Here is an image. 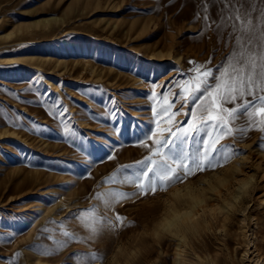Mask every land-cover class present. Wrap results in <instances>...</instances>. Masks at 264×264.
<instances>
[{
	"label": "rangeland",
	"instance_id": "1",
	"mask_svg": "<svg viewBox=\"0 0 264 264\" xmlns=\"http://www.w3.org/2000/svg\"><path fill=\"white\" fill-rule=\"evenodd\" d=\"M225 3L0 0V264H179L177 240L156 232L176 187L200 192L206 205L187 233L182 264H264V131L246 116L230 125L242 132L220 135L225 148L215 167L146 196L135 184L102 182L150 155L136 142L159 131L163 113L153 109L161 108L166 82L229 63L236 31L215 30L230 16ZM56 97L67 106L64 120L49 115ZM176 119L187 123L183 114ZM113 188L135 194L106 213L111 224L101 223L95 194ZM90 208L88 219H64Z\"/></svg>",
	"mask_w": 264,
	"mask_h": 264
},
{
	"label": "snow or ice",
	"instance_id": "2",
	"mask_svg": "<svg viewBox=\"0 0 264 264\" xmlns=\"http://www.w3.org/2000/svg\"><path fill=\"white\" fill-rule=\"evenodd\" d=\"M231 5L232 0H226L224 8L228 11L235 10ZM204 11V20L211 21L210 8L206 6ZM236 19L240 20L241 17L237 16ZM247 30L250 33L247 37H236L237 42L247 49V54L241 52L237 55L234 50L226 66H200L187 74L180 73L179 78L170 83L166 82L167 87L160 94L163 98L161 108L159 111L153 109L157 116L163 113L156 121L159 131L154 130L145 140L136 142L148 149L150 155L134 163L118 166L103 183L121 186L135 184L141 196L155 194L161 186L166 187L172 182L215 167L217 157L225 148L219 143L220 135L231 136L244 130L230 127L240 116L247 117L249 127L256 126L264 131V43H261L264 42V32L255 37L251 20L248 21ZM232 31L235 32L234 27ZM177 104H180L178 109ZM171 109L176 111H170ZM67 113V106L56 97L51 102L49 115L64 120ZM109 114L116 115L115 112ZM180 114L187 118V123L176 119ZM116 130L119 131L118 128ZM63 131L65 134L77 135L73 128L65 127ZM146 141L153 143L150 145ZM260 147L264 148V144ZM112 158L111 155L108 156L109 160ZM134 194L135 192L129 193L116 188L109 189L106 193L97 192L95 196L103 206L99 222L111 224L106 213L114 211L117 203ZM96 207L93 205V208ZM93 208L81 210L79 215L70 212L64 219L74 216L77 219H88L84 214L92 212ZM91 219L96 221L97 216H92ZM123 219L115 212V220L121 225ZM56 223L60 224L62 221ZM63 235L69 240L76 238L72 232L65 231ZM47 238L53 239L52 236ZM92 255L97 256L96 253Z\"/></svg>",
	"mask_w": 264,
	"mask_h": 264
},
{
	"label": "bare ground",
	"instance_id": "3",
	"mask_svg": "<svg viewBox=\"0 0 264 264\" xmlns=\"http://www.w3.org/2000/svg\"><path fill=\"white\" fill-rule=\"evenodd\" d=\"M207 1H209V0H207ZM203 2H205V1H203ZM239 3L240 4L238 6L231 5V7L235 10H233V11L227 10L226 12H228V14H230V16L228 18L222 17L220 24L216 27L215 30L219 31L223 26L224 27L227 26L229 28V31H231L234 27L237 36L238 35H244L247 37L248 35H250L249 31L247 30V24H248V21L251 20L253 22V26H254V30H255V37H259L261 32H264V0H240ZM212 4H213V2H212ZM199 6H200V4H199ZM218 7H219V5H218ZM214 15H215V13H214ZM237 16H240L241 19L237 20L236 19ZM212 17H214V16H212ZM205 33H206V31H205ZM209 34H212V33H209ZM226 35H227V33H226ZM214 37H213V39H214ZM255 37H254V39H255ZM197 41H199V40H197ZM234 41H235V39H234ZM261 43H264V42H261ZM218 47H219V45H218ZM234 47L235 48H233V49L235 50L237 55H239L241 52L247 54V49L242 47L237 42V39H236ZM225 62L227 64V60ZM235 170H238L237 166H236ZM251 179H252V176L248 177L247 180L242 181L241 184H239V187H241L240 185H243V186L246 185ZM219 182L222 183L223 178L220 179ZM193 190L194 189H191L190 187H186V188H184V190H180L176 187V189L172 191L174 193L173 194L174 198L168 205V211L165 213V215H164V213L162 214L164 217H162L163 219L160 220V222L158 223V225L156 227V232L157 231H161L163 233L168 232V233H170L169 236L174 237L177 240V243H176L177 250H175L176 251L175 261L179 264H182L184 259H185V257H184L185 247L184 246H185V241H186L185 238L187 237V233L189 231H191L193 228H195L196 225L198 224V222H199V215H198L199 210L200 211L204 210V208L206 207V205H204L202 203L203 198L200 197V195H198L200 192L196 193ZM239 193H240V191H237L236 197L239 195ZM182 202H186L187 203L186 206L185 205L184 206L182 205V207L179 206L180 203H182ZM149 204H151V203H149ZM158 205H161V204L158 203ZM164 207H166V206H164ZM154 214H156V213H154ZM92 264H100V262L94 261Z\"/></svg>",
	"mask_w": 264,
	"mask_h": 264
}]
</instances>
